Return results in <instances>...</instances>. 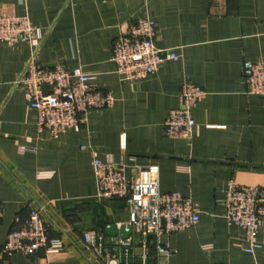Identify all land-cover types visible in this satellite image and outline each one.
Returning a JSON list of instances; mask_svg holds the SVG:
<instances>
[{
  "label": "crops",
  "instance_id": "1",
  "mask_svg": "<svg viewBox=\"0 0 264 264\" xmlns=\"http://www.w3.org/2000/svg\"><path fill=\"white\" fill-rule=\"evenodd\" d=\"M0 14L27 16L44 32L29 42L0 43V252L9 232L33 208H43L58 252L15 253L6 264H97L83 233L99 231L112 247L110 225L123 228L127 206L99 199L92 160L110 157L127 178L156 166L161 193L179 192L194 202L199 222L168 236L147 238V264H264L261 247L245 251L244 231L224 218L221 188L230 182L264 189V102L249 94L245 60L264 63V0H0ZM158 23L154 46L173 49L177 61L139 80H122L112 45L142 15ZM81 68L114 97L110 108L91 109L77 130L53 138L39 133L36 113L16 85L26 62ZM205 95L192 114L198 132L189 139L165 136L164 120L179 107L183 82ZM133 261L142 251L133 234ZM167 244L169 254L156 251Z\"/></svg>",
  "mask_w": 264,
  "mask_h": 264
},
{
  "label": "built area",
  "instance_id": "2",
  "mask_svg": "<svg viewBox=\"0 0 264 264\" xmlns=\"http://www.w3.org/2000/svg\"><path fill=\"white\" fill-rule=\"evenodd\" d=\"M157 34V21L146 14L135 18L120 31L112 45L111 60L115 64V73L122 80L145 78L156 73L166 61L179 60L173 49L161 50L154 46ZM43 37L42 29L35 26L29 17L0 14L1 44L12 46L29 42L37 49ZM242 73L248 93L260 96L264 102V63L245 60ZM93 79V75L79 67L67 69L62 63L43 66L32 58L26 62L16 85L23 88L30 108L36 113L37 131H47L51 137L57 138L67 130H77L89 110L113 106L112 93L98 89ZM204 95L200 86L190 81L183 82L179 91V107L171 109L164 120L166 137L189 139L197 134L198 125L192 112ZM92 170L97 197L122 201L129 211L128 222L122 227L131 231L125 239L112 238V247L103 232H84V241L95 253L97 264H130L134 257L133 234H138L140 239V264H147L148 237L168 236L195 226L200 220L191 198L179 192L159 191L156 166L140 168L134 178H127L112 158L101 160L94 156ZM221 190L224 197L218 201L225 208V220L243 229L245 251L254 254L261 247L258 234L264 229V189L230 182ZM62 245L60 238L49 236L43 208H33L7 235L0 252V264H6V258L15 253H54ZM156 251L161 255L170 253L165 243L158 244Z\"/></svg>",
  "mask_w": 264,
  "mask_h": 264
},
{
  "label": "water",
  "instance_id": "3",
  "mask_svg": "<svg viewBox=\"0 0 264 264\" xmlns=\"http://www.w3.org/2000/svg\"><path fill=\"white\" fill-rule=\"evenodd\" d=\"M130 230H125V228L116 229L114 224L110 225L107 229V233L111 236L120 235L123 239L127 238L130 235Z\"/></svg>",
  "mask_w": 264,
  "mask_h": 264
}]
</instances>
